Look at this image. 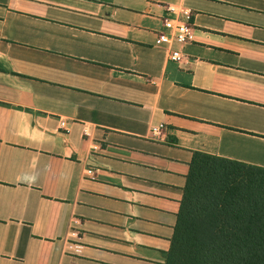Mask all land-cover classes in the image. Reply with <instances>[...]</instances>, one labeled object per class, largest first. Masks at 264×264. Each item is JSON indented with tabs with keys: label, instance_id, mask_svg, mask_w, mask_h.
I'll use <instances>...</instances> for the list:
<instances>
[{
	"label": "crops",
	"instance_id": "0c3cea01",
	"mask_svg": "<svg viewBox=\"0 0 264 264\" xmlns=\"http://www.w3.org/2000/svg\"><path fill=\"white\" fill-rule=\"evenodd\" d=\"M196 153L264 168V0H0V264H165Z\"/></svg>",
	"mask_w": 264,
	"mask_h": 264
},
{
	"label": "trees",
	"instance_id": "16d2710c",
	"mask_svg": "<svg viewBox=\"0 0 264 264\" xmlns=\"http://www.w3.org/2000/svg\"><path fill=\"white\" fill-rule=\"evenodd\" d=\"M165 264H264V168L196 153Z\"/></svg>",
	"mask_w": 264,
	"mask_h": 264
},
{
	"label": "built area",
	"instance_id": "2783aa9c",
	"mask_svg": "<svg viewBox=\"0 0 264 264\" xmlns=\"http://www.w3.org/2000/svg\"><path fill=\"white\" fill-rule=\"evenodd\" d=\"M167 10L173 12L176 8L169 5ZM164 26L166 29L172 31V33H160L158 41L162 43L176 44L178 47L171 51L170 58L174 61H179L182 58L181 46L194 39V28L188 22L174 21L171 18H166L164 20ZM62 124H64V122H62Z\"/></svg>",
	"mask_w": 264,
	"mask_h": 264
}]
</instances>
